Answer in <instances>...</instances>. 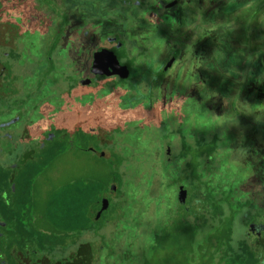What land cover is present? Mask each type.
Returning <instances> with one entry per match:
<instances>
[{"label":"rangeland","instance_id":"rangeland-1","mask_svg":"<svg viewBox=\"0 0 264 264\" xmlns=\"http://www.w3.org/2000/svg\"><path fill=\"white\" fill-rule=\"evenodd\" d=\"M43 1L47 2L46 0ZM83 1L95 3L92 6L93 12L83 8L89 6L85 5ZM124 1L133 2V0H103L105 5H102L97 4L95 0H82V13L79 17L80 19L82 18L84 21L83 23L94 28H109L110 30L119 28V31L126 33L123 42L125 46L129 45L132 39L134 40L139 37V43L143 45L142 48L146 50V54L144 57L137 56V63L136 59H134L132 75L134 76L135 71V80H139L144 68H146V76L149 79L151 77L150 72L157 71L159 66L161 68L158 55L161 51L163 52L164 47L168 46V48H170V38L164 40L160 35L153 32L154 30H152L151 23L148 22L147 17L146 19L143 18L145 13L147 15V11L143 12L142 18L138 15L140 18L139 21L135 13L137 12L136 9L138 6H130L129 14H127L126 10L123 12L118 11V8L122 6L118 2L122 3ZM136 1L146 2L150 8L157 9L158 13L162 15L164 22H157L158 27L155 26V31L161 35L164 33L179 34L180 29L183 28V19L190 26L196 14L198 21L202 22L201 28L204 29L206 38H211L209 45H211L213 51L218 53L221 60L225 58L223 63L228 62L227 58L232 55L227 52L228 57H225L227 49L231 52L234 50L232 48H236V45L238 46L240 44H245V46L253 44V46H255V42L257 41V35L254 34L255 31L259 34L264 32V20L262 22L258 21L257 26L253 25L252 21H248L251 11L247 12L246 21L242 20V26L238 23V27H235L233 25V19L235 15L238 14L239 9L245 8V5L242 4L235 8V10L232 9L234 5H228L224 10L222 9V12L220 8L219 11H217L218 6L221 5L222 7L227 0H210L211 2L203 6L193 4H201L202 0ZM177 1H179V3L176 5ZM263 2L264 0H259L257 2L254 10H252L255 14L259 13V7ZM49 7L57 14L58 20H61L60 27L64 29L65 25H68V17L60 14L57 5L52 3V1H49ZM260 10L262 11L264 8L261 7ZM76 12L80 11L77 10ZM170 15L174 17L171 18L169 17ZM211 16L214 17L210 18ZM118 17H124L122 22L124 30L115 25V21ZM217 17L221 19L219 23L215 22V18ZM198 21H195L196 24ZM138 25L145 28L143 30L139 29L140 31H138L136 28ZM129 26L131 28H129ZM198 26L199 23L196 27L199 28ZM209 26L212 27L208 28ZM165 27L169 29L166 30ZM133 33L141 34L138 35ZM56 34L58 35V33ZM24 42L26 48L29 50L32 48L30 52L35 59H39L41 66H35L32 60L28 61L26 58L24 59L25 61L17 60L19 64L15 66L14 62L16 61L4 58L3 62H5V65L3 64L2 67L6 68L8 66L7 70L10 69L6 71L4 79L13 78V76L17 75L19 76V74H21L20 69L22 68L32 70L35 77L45 73V70H43L45 65L43 66L42 60L45 57L48 44L42 43V40H40L37 35L31 37L28 41L24 40ZM179 45L180 44L176 42L172 47L173 55L176 56V58L178 57V64L176 63L179 72L177 74V93L186 94V92H184L186 89L183 88L184 86L180 85L182 82V75L189 79L190 84H194L197 80L196 86L192 88L193 92H190L191 97L186 106V111L188 112L187 117L184 124L183 121L178 123V126L175 128L176 131L173 128L174 132L172 131V133L170 132V128L172 127L168 124L157 126L156 129H152L153 131L150 132L149 129H147V132L142 131L140 125L139 129L136 128L137 126L135 124V126H132L133 128H131L129 133L119 135L116 142L112 143L113 146L111 149L114 153L113 157L119 159L122 155L129 158L128 161L124 160L123 163H118L115 166L117 173H119L120 195H122V197L119 198L118 204L123 215L119 221H115V224H109L107 227L105 226L106 224H103L105 231H101L94 236V241L97 240L102 242L104 241L102 235L106 232L108 235L110 226L113 227V235L109 237L108 241H104V250L101 251L99 249L100 260L96 264H221L222 256L225 255L224 253L227 254V252H229V247L226 243H230V247L235 248L233 240H238L237 236L243 228L242 224L245 215L238 213V211L242 209L250 211L261 206L264 208L263 200L259 201L253 196L250 197L249 192L245 191V189L238 190L242 185H249L250 182H256L258 186L264 187V117H261L264 116V110L260 113L261 116L253 112L249 107L250 98L247 100L246 97L243 102H238L236 107L233 106V103H229L228 106L230 108L227 107L229 110L227 113L226 111L223 112L222 106L217 109L212 108V102L208 105L207 100L208 98L210 99L208 91H213L217 94V99H219L220 104V99L223 98V96H220V91L224 89V85H230V82H233V80H230V78H220L219 75L221 74L216 76L210 74L213 77L208 78V76L201 74L199 71L195 72L194 69H187L186 66L181 69L182 54L179 51H182L183 47L180 48ZM191 45L192 47L188 46L190 56L192 53H196L198 41L191 43ZM216 45L219 47H215ZM39 46L41 47V51L37 50ZM245 46L242 47L245 48ZM135 47L136 45L134 44L133 50ZM202 49L203 44H201L199 49L200 52ZM256 49L258 53L259 50H262L258 49V47H256ZM131 51L132 49H126L127 54L133 57ZM59 53L64 56V51L61 50ZM24 57H26V55ZM165 57L166 56L163 54L162 59ZM235 57L237 59H234L233 62L243 58V56L239 55ZM67 58L68 57H66V59ZM127 60V63L132 65V61L130 59ZM142 61L144 62L141 65L140 63ZM72 62L74 63V60ZM78 63L79 61L77 64ZM255 65L256 63L253 62L252 66ZM235 67L236 65L232 64V73ZM215 71L217 72V70ZM12 73H14V75ZM64 73H67L65 76L67 78L69 74L67 66H65V70L62 74ZM253 73L254 70L252 75L250 76L249 74V77H247L250 83L254 79ZM232 75H235V73ZM18 80L19 82L16 84L15 78L13 85H11L10 82L4 83V81L0 84V125L2 126L9 122L14 117V114L21 109H27L29 112H32L30 108L33 107L32 105L34 103L37 105L40 104V101L49 99L46 92H44L45 86L40 87V90L37 91L38 93L34 91L37 90L36 79H31L28 75H24L23 77L21 75ZM243 81L247 84L248 79H243ZM131 82L133 92H130V95L131 97L133 96L139 99L134 95L136 92L132 86L134 84V77ZM165 82L167 84L169 82L167 77H165ZM159 83L154 85L153 97L156 96V92L159 94L163 93L162 90H160ZM211 84H216V87H209L212 86ZM248 86L252 88L251 85L248 84ZM47 87L51 88V84H48ZM51 89L53 91V88ZM66 97L68 99L67 103H70L72 101V96L66 94ZM52 102L56 104V102ZM135 104L138 103L131 102V105L135 106ZM138 105L140 106V104ZM218 113L221 115L219 116ZM22 117L23 121L21 123H23L26 118L24 115ZM32 118H34V116L31 114L28 120L30 121ZM37 119H39V117H37ZM260 122L261 124H259ZM221 124L228 125V127L220 132V127L218 126ZM194 127L197 128V131L191 132ZM22 129V125L0 128V135H2L0 147L2 149L6 146L11 148L14 147L15 144L21 146V151H23L27 147V140L23 133H21ZM128 129H130V127ZM214 130L218 132H213ZM8 132L11 134L9 138L14 139L13 142H6V139L4 140V136ZM181 135L183 136L182 138ZM166 136H169V139L173 140L172 154L174 156L181 153L185 154L184 160L174 164H170L162 159H156V161H154L157 147L160 148L165 145ZM249 137H253L251 139L253 143H250L248 148L244 147L238 150V153L234 155L235 152L232 151V148L240 144L242 147L244 140ZM209 138L211 140L209 142L213 140L216 141L217 138L220 140L216 149V153H218L215 154L213 160H210V164L208 163L205 166L204 164L208 159L202 161V159L197 158L196 154L202 153L197 146L201 145V143L206 140L208 142ZM185 140L186 148L182 152V150L177 148V145L182 144ZM2 142H4V144ZM74 155V151H67L66 153V157H69L71 160H73ZM80 155L79 171L81 176L84 175L88 177V179L95 173L102 174L105 177L110 176L107 164L96 162L94 160V154L81 152ZM11 160V157H6L5 159L6 162H10ZM241 161L248 162V166L241 165ZM184 163L187 164V167L184 166ZM57 165L63 171L62 175L58 173V171H54V173L49 170L48 172L54 175L53 177L57 180V186L67 195V204L62 213L66 220L64 224H47L46 226L47 229L51 231L64 233L66 235L72 234L75 237H79L85 230L90 228L87 224L94 223L93 221L92 223L88 222L90 202L83 189H81L82 192L78 195L76 190L71 187L66 180L68 177L72 179L75 176L77 173V165L72 166L66 160L65 163L59 161ZM248 167L256 168V172L249 173L250 170ZM179 184L186 187L188 186V188L192 187V185L198 186L204 196H209V202H212L210 207L215 214H218L221 220L215 219L209 221L212 217L207 215V224H201L202 226H199V224H196L197 220L193 222L192 218L194 215H188L181 209L182 205L179 202ZM96 185H102V183L97 182ZM104 190L108 189H99V191ZM111 217L113 218V216ZM116 217L119 218L118 216ZM100 219H97V224L95 225H98ZM183 219H188L186 222L191 225V228L178 229L177 225L182 224L180 221ZM87 232L91 239L92 235L90 231ZM248 234L247 231L244 233L243 240L252 245V243L255 242V238ZM236 247L237 250L240 246ZM185 252H187L188 257L185 255ZM109 253H112L113 256L111 259H105L107 255H111ZM219 259L221 261H219Z\"/></svg>","mask_w":264,"mask_h":264},{"label":"flooded vegetation","instance_id":"flooded-vegetation-1","mask_svg":"<svg viewBox=\"0 0 264 264\" xmlns=\"http://www.w3.org/2000/svg\"><path fill=\"white\" fill-rule=\"evenodd\" d=\"M46 1L2 0L0 84L4 81V83L10 82L13 85L15 78L17 84L21 75L22 77L28 75L31 79L37 80V90L34 91L37 92L40 87L45 86L44 92L49 99L42 100L37 105L34 103L30 108L32 112L21 109L22 111L14 114L9 122L3 126L0 125V128L22 125L21 133L27 140V147L23 151H21V146L14 144V147L5 153V156H0V264H69L70 259L76 257L81 250L83 256L81 254L77 261L75 259L74 264H96L100 260L99 249L104 250V241H108L109 234L107 235L106 232L102 235L104 238L102 242L94 241V236L105 231L103 224H106V227L109 224H115V221H119L123 215L118 204L122 195H120L119 173L115 166L118 163H123L124 160L128 161L129 158L122 155L119 159L113 157L112 143L116 142L119 135L129 133L135 124L138 129L140 125L144 132H147V129L150 132L157 126L168 124L172 127L170 128L171 133L178 123L183 121L184 124L187 117L186 106L191 97V91L186 85L183 87L186 89V91L184 90L185 95L176 91L177 74L179 73L176 65L178 57L173 55L172 47L176 42H180V45L187 44L181 35L183 28L180 29L179 34L164 33L167 38H170V48L164 47L163 52L161 51L158 55L161 68L158 65L157 71L150 72L149 79L146 76L147 69L144 68L139 82V80H135V71L134 76L132 75V70L134 69V59L137 56L144 57L146 54V50L141 47L142 44L135 42L136 47L133 50L132 41L127 46L123 43L126 33L119 31V28H114L115 31L109 28H94L83 23L84 21L79 17L82 13V0ZM49 1L57 5L60 14L68 17V25H65L64 29L60 27L61 20H58L57 14L50 9ZM95 1L97 4L105 5L103 0ZM118 3L122 5L120 10L122 12L126 10L129 14V8L124 6L130 3L127 4V1ZM94 4L91 1H86L85 5L89 6L83 8L93 12ZM133 5L138 6L136 9L138 13H135L139 21L138 15L142 18L143 12L147 11V15L145 13L143 18L147 17L156 34L157 22H164L162 15L158 13L157 9L150 8L144 1L133 0ZM77 10L80 12H76ZM6 11L9 14H6ZM169 17L174 16L170 15ZM123 18L118 17L117 20L122 21ZM118 23L115 21V25L124 30L121 23ZM198 23V29L204 31L201 28L202 22ZM168 29L166 28V30ZM35 35L42 40V43L48 44L45 57L42 60L43 66L45 65L43 68L45 73L35 77L32 70L22 68L19 76L4 79L6 71L10 70H7L8 66L2 67L5 63L3 62L4 58L16 61L14 62L15 66L19 64L17 60L25 61V58L28 61L32 60L35 66H41L39 59H35L31 54L32 48L30 50L26 48L24 42ZM103 49L113 51L120 64L128 67L130 75L127 78H121L118 75L108 77L96 73V71H110L109 63L103 57L97 59L96 69L93 67L95 54ZM126 49H132L133 57L127 54ZM37 50L41 51V47L39 46ZM61 50L64 51V56L59 53ZM161 54L166 57L162 59ZM25 55L26 57H24ZM127 59L132 61V65L127 63ZM156 59L158 61L157 57ZM71 60H74L75 64ZM144 61L140 64L142 65ZM169 62H172V65L168 68ZM65 66L69 69L67 78L65 77L67 73L62 74ZM180 67L182 68V66ZM14 73L12 74L14 75ZM133 77L134 84L132 86L136 90L134 95L139 99L130 95V92H133L131 88ZM165 77L168 78V84L165 82ZM182 77L185 80L183 85L189 82V79L184 75ZM158 83L163 93L156 92V96L153 97L154 85ZM48 84H51L53 91L47 87ZM96 90L99 93L103 90L104 92L100 97L95 98ZM66 94L72 96L70 103H67ZM52 101L56 104H53ZM131 102L138 103L140 106L138 104L133 106ZM31 114L34 118L29 121L28 117ZM23 115L26 118L21 123ZM129 127L130 129H128ZM10 135L9 132L5 134L6 142H13L14 139L9 138ZM1 138L2 135H0ZM165 140V145L157 147L154 161L162 159L174 164L177 158L173 157L171 151L173 140L169 139V136H166ZM2 143L4 144V142ZM77 143L87 150L93 149L96 152H92L95 155L94 160L107 164L108 168L110 164L114 172L109 171V177L97 173L89 179L84 175L81 176L79 162L82 150ZM67 151H74L73 160L66 157ZM6 157H11L12 160L6 162ZM65 160L72 166L77 165L75 176L72 179L68 177L66 180L78 195L82 192L83 187L104 188L109 189L106 191L114 192L113 186L116 184L115 195L110 201L109 208L103 212L98 225H95L97 224L95 221L79 237L57 233L47 229L46 226L47 224H64L66 220L62 213L67 204V195L57 186L54 175L48 172L49 170L58 171L62 175L63 171L57 164L59 161L65 163ZM15 164L18 165L13 175L11 171ZM97 182L102 185H96ZM180 186L187 190L185 202L181 203L186 214L205 219L203 215L211 216L212 213H215L210 207L212 202H209L208 196L199 193L193 186L189 188L184 185ZM256 186L257 188L249 193L250 197L253 196L259 201H264V187ZM88 201L90 202L89 217L98 206V202L102 203V199L93 197ZM197 207L202 214L198 215ZM98 210L101 208L98 207ZM96 212L98 213L97 210ZM238 213L245 215L242 225L245 227V232L247 231L248 235L255 238V242L251 245L243 239H238L233 242L235 248L230 247V243H226L229 252L224 253L221 264H242L248 260L250 264H264V208L261 206L250 211L242 209ZM253 226L255 228L252 232L251 227ZM87 231H90L91 239ZM236 246H240L239 249L245 258H234L238 256ZM109 254L111 255H107L105 259H111L113 254ZM89 260L90 263H87ZM219 261L221 260L219 259Z\"/></svg>","mask_w":264,"mask_h":264},{"label":"crops","instance_id":"crops-1","mask_svg":"<svg viewBox=\"0 0 264 264\" xmlns=\"http://www.w3.org/2000/svg\"><path fill=\"white\" fill-rule=\"evenodd\" d=\"M258 1L259 0H227L226 2H224L225 5H222V7L220 5V7H221L220 8L221 9L220 11L222 12V9L224 10L228 5H232V6L234 5L232 9L235 10V8H237L238 6H241L243 4V5H245V8H240L239 9L238 14H236L235 17H234V19H233V25L235 27H238V23H239L240 26H242L241 25L242 20H245L246 21V18H247V15H248L247 12L251 11L250 17H249V20L248 21H252V24L257 26L258 25V21H261L262 22L264 20V17H263L264 10H262V11L260 10L261 7L264 8V4H263L264 2L260 5L259 10H258V12H259L258 14L257 13L255 14L254 11H252V10H254L255 5L257 4ZM260 1H262V0H260ZM208 2H211V1L210 0H202L201 1V4L200 3H193V4H196V5H199V6L200 5L203 6L204 4H206ZM178 3H179V1H178ZM217 11H219V10H217ZM194 14H195V12H194ZM212 17H214V16H211L210 18H212ZM193 18H194V21L192 22V25H190V26L183 19V29L181 30V35H183L184 39L186 40V44H187L186 46L192 47L191 43H194V42L198 41V39L202 37L204 39H202V42L201 43L202 44H204V43L206 44V42H207L206 47H205V50L209 53V56L207 55V60L204 59L203 53H200V55H199L198 58H196V53L195 54L192 53L191 56L189 54L186 55L187 60H184V62H182V63L186 65V68L187 69H189V70L194 69V71L196 72V71L199 70L198 67L200 68V62H204V61L206 62L207 61V63L210 64L211 62L214 61V62H218L219 63V62H221L220 61L221 58H220V56L218 55L217 52L213 51L211 45H209V43L211 42V40H210L211 38H206L205 31L199 30L196 27L197 24H196L195 21H198V19L196 17V14L194 15ZM220 20L221 19H219V17L215 18V22L216 23H219ZM246 24H247V22H246ZM211 27L212 26H209L208 28H211ZM254 34L257 35L256 36L257 41L255 42V46H253V44H250V45H247V46H245V44H240L238 46L236 45V48H232V49H234L233 51L230 52L229 49H227L226 52H225V57L226 58L228 57V53L229 54L230 53L232 54V55H230L227 58L228 59V62H226V63H228L229 66H232V64H235L236 65L235 70H237V75H236V77L233 78L235 80L232 83H234L233 86L238 87V88H239V86L242 85V82H243V79H242V76L243 75L242 74H243V72H244L245 69H252L253 68V69H256V72H257V69L259 67H263L264 66V64H262L260 62L261 59L260 60L258 59L260 56L258 57L259 54H258V51L256 49V47H258V49H260V48L263 47L262 50H264V41H263L264 40V32H261L259 34L257 31H255ZM142 46L143 45H141V47ZM179 46H180V48L183 47V45H179ZM242 46H245V48L242 47ZM215 47H219V46L216 45ZM254 47H255V49H254ZM198 50H199V46H198L196 52H198ZM222 52H224V51H222ZM234 54H235V56H237V55L243 56V58L240 59V60L238 59V61L233 62L234 59H237L234 56ZM222 61H225V58ZM253 62L256 63L255 66H252ZM181 80H182V82L180 83V85H182V86H185L186 85V87L189 88L190 91H191V93H192L193 92V89L192 88L196 86L197 80H196V82L194 84H190L189 82H186V84H184V85H183V82H185L184 77H182ZM220 96H223V98L220 99L221 100V103L219 104V99H217V94L212 93V98H210V99L208 98V100H207L208 105H209V103L212 102L213 103L212 104V108H217V109L220 106H222L221 108L223 109V112L226 111V113H227L229 111L228 108H227V107H229L228 106L229 105L228 104L229 103L228 101H230V99H231L232 96L229 97L228 93H226L224 89H222L220 91ZM243 100L244 99H242V101ZM234 101L236 103V100L235 99H234ZM255 105H256V103L254 101L252 104H250L249 107L253 110V112H255L256 114H259L260 115V113H262V110H260L259 107H256ZM186 113H188V112L186 111ZM262 117H264V116H262ZM194 131H197V128L194 127L193 130H191V132H194ZM252 138L253 137H249V138L245 139L244 140V144H243L242 147H241V144L240 145H236L235 147H233L232 148V151L235 152L234 155L238 153V150H240V149H242L244 147L245 148H248L249 144L250 143H253V141H251ZM222 148L224 149L223 146H222ZM240 164L243 165V166H248V162H242L241 161ZM249 170H250L249 173H255L256 172V168H249ZM256 185H257L256 182H250L249 185H245V186L242 185L241 186V189L242 190L245 189V191H248L250 193L251 191L255 190L254 187L257 188Z\"/></svg>","mask_w":264,"mask_h":264},{"label":"trees","instance_id":"trees-1","mask_svg":"<svg viewBox=\"0 0 264 264\" xmlns=\"http://www.w3.org/2000/svg\"><path fill=\"white\" fill-rule=\"evenodd\" d=\"M127 4H129V5H127L126 7L129 8L130 6L133 5V2L127 1ZM120 8H121V6L118 8V11H121ZM219 8H221V7L218 6V9L217 10H219ZM116 21L119 22V24L121 23V25L123 26V23H122L123 20L122 21L116 20ZM129 28H131V27L129 26ZM136 28H137L138 31H140L139 29H142L143 30L145 27H142V26L138 25V26H136ZM133 34H138L139 35L141 33H133ZM156 34L160 35V37H162L164 40L165 39H167V40L169 39V38H167V36L165 34L161 35L158 32ZM202 39H204V38L201 37V38L198 39L199 49H200L201 44H202L201 43L202 42ZM132 42H133V44H135V42L139 43V37H137L136 39L132 40ZM178 44H180V42H178ZM205 47H206V44L204 43L203 44L202 51L200 52V50H198V52H196V58L199 57L200 53H203L204 59L207 60L208 52L205 50ZM183 48L184 49L181 51V54H182V62H184V60H187L186 55L189 54V48H188V46L183 45ZM260 49H263V47L260 48ZM258 54L260 56L258 59L259 60L261 59L260 62L262 64H264V50H259V53ZM220 61L221 62H219V63L213 61L210 64L207 63V61L206 62L205 61L204 62H200V68L198 67V69H199L198 71L201 74H205L206 76H208V78L213 77L210 74H214L215 76L221 74V75H219L220 78H230V80L233 79L234 77H236L237 70L234 69L235 75H232L233 73L231 72V66H229L228 63H226V62H224L225 63L224 64L222 60H220ZM182 62H181V66H182V68H184L186 65L183 64ZM215 70H217V72ZM253 70H254V73H253V78H254L253 80L254 81L252 80L251 83H250L249 82V78H247V77H249V74H250V76L252 75ZM242 75H243L242 76V79H244V80H247L248 79L247 84H246L245 81H243L242 82V85L239 86V88L233 86L234 83H232V82H230V85H224L225 92L228 93L229 97L232 96L231 99H230V101H228V102L231 103V104L233 103V106L235 107V106H237V103L238 102H240V103L243 102L244 100L242 101V99H245V97H246L247 100H249V98H250V104H252L255 101V103H256L255 106L256 107H259L260 110H264V66L263 67H259L257 69V72H256V69H245ZM234 80L235 79H233V81ZM248 84L251 85L252 88H249ZM211 85L212 86H210V87H213V88L216 87V84H211ZM212 93H214V92L213 91L212 92L211 91H208V94H209L210 98H212ZM234 99L236 100V103H235ZM250 104H249V106H250ZM218 115L220 116L221 114L218 113ZM259 124H261V122ZM218 127H220V132H221V130H223L224 128H227L228 125L221 124ZM213 132H218V131L217 130H214ZM182 137L183 136L181 135V138ZM219 140L220 139L217 138L216 141L213 140L212 142H209V141H211L210 138H209L208 139V142L206 140L205 142L201 143V145H198L197 146V148L200 149V151L202 152V153L196 154L197 155V158L198 159H202V161H204L205 159H208V161L205 162V164H204L205 166L208 163L210 164V160H213L215 158V154L218 153V152L216 153V151H217L216 149H217V145L219 143ZM198 142H200V141H198ZM204 145L207 146V147H205ZM177 148L180 149V150H182V152H183L184 149L186 148V140L184 142H182V144L177 145ZM9 150H11L10 147H7L6 146V147H3V149L0 147V156H5V153L9 152ZM220 150H221V148H220ZM171 151L173 152V147L171 148ZM6 155H9V154H6ZM173 157L177 158L176 162H178V161H182V160L185 159V154H182L181 153V154H177L176 156L173 155ZM184 164H185L184 166L187 167V164L186 163H184ZM179 165H180V163H179ZM180 185H182V184H179L178 185V188H180ZM192 186H193V188L197 189V191H199V193H201V190L198 188V186H196V185H192ZM239 189H241V188H238V190ZM254 189H256V188L254 187ZM239 206L241 207L240 204H239ZM181 209H182V207H181ZM196 211L198 212L199 215L202 214L201 210L198 207H197ZM217 216H218V214L212 213L211 214V217L213 219L210 218L209 221H212V220H215V219H217V220L220 219L221 220V218L220 217H217ZM203 217H205V219H203V218H197V216L196 217H193L192 218V221L195 222V220H197V223L196 224H199V226H202L201 224H207L208 223L207 214L203 215ZM187 220L188 219H183L182 221H180V223L182 222V224H178L177 225L178 229L182 230V229H185V228H191L190 227L191 225L190 224H187V222H186ZM112 229H113V227L111 226L109 228V233H108L109 234V237L113 235ZM244 233H245V227L243 226V228L239 232V235L237 236L238 239H243L244 238ZM233 241L235 242V240H233ZM237 252H238V256L237 257H234L235 259H239V258L243 259V258H245L242 255V253H241L242 251L239 248L237 249ZM185 255H187V257H188L187 252H185ZM216 255H217V253H216ZM242 264H250V262L248 260L247 262H244Z\"/></svg>","mask_w":264,"mask_h":264},{"label":"water","instance_id":"water-1","mask_svg":"<svg viewBox=\"0 0 264 264\" xmlns=\"http://www.w3.org/2000/svg\"><path fill=\"white\" fill-rule=\"evenodd\" d=\"M2 11H3V4H2V0H0V12H2ZM6 14H9V12L6 11ZM99 57H103L104 59L107 60V62L109 63V66H110V71L109 72L108 71H101V72L96 71V73H99L100 75H105L108 77L118 75L121 78H127L130 75V70L128 69V67L121 65L116 54L113 51L108 50V49H103L102 51L95 54V56H94L95 60L93 63L94 69H96V67H97L96 61ZM104 59H101V60H104ZM171 65H172V62H169L167 67L169 68ZM103 92H104V90L101 91L100 93L97 92V90H96L94 92L95 98L100 97V95H102ZM77 145L82 150V152L96 153L93 149H88V150L85 149L80 143H77ZM17 165L18 164L13 165V170L11 171L13 175L16 172ZM108 171L113 172V167L110 164H109ZM83 190L86 193L88 199H92L93 197L98 198V199H102V203L98 202V206L96 207V209H94L92 211V213L89 216L88 222L92 223V221L95 222V221H97V219H100L103 215V212L109 208L110 201L113 199V197L115 195L116 184L113 186V190H115L114 192H110V191H106V190L99 191V189H95L94 187H83ZM95 194H97V195H95ZM186 196H187V190L183 186H180V188H179V202L184 203ZM98 207L101 208V210H98ZM96 210L98 211V213L96 212ZM87 225L91 226L92 224H87ZM254 228H255L254 226L251 227L252 232H253ZM81 231H83V230H81ZM82 253H83V251L81 250L76 257L71 258L69 264H74L73 261L75 259L77 261V259L80 258V255ZM82 256H83V254H82ZM87 263H90V260Z\"/></svg>","mask_w":264,"mask_h":264}]
</instances>
